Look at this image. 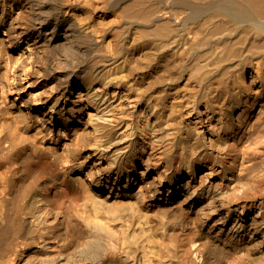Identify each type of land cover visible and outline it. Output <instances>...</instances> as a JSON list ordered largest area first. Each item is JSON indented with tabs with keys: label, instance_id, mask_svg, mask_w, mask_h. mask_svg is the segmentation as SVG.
Here are the masks:
<instances>
[{
	"label": "bare ground",
	"instance_id": "obj_1",
	"mask_svg": "<svg viewBox=\"0 0 264 264\" xmlns=\"http://www.w3.org/2000/svg\"><path fill=\"white\" fill-rule=\"evenodd\" d=\"M0 264H264V0H0Z\"/></svg>",
	"mask_w": 264,
	"mask_h": 264
}]
</instances>
